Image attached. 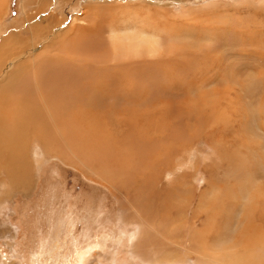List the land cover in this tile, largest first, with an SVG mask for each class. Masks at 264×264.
Instances as JSON below:
<instances>
[{
	"label": "rangeland",
	"instance_id": "obj_1",
	"mask_svg": "<svg viewBox=\"0 0 264 264\" xmlns=\"http://www.w3.org/2000/svg\"><path fill=\"white\" fill-rule=\"evenodd\" d=\"M46 1L44 8L37 0H6L0 41L13 34L29 39L26 20L38 22L56 11L54 0ZM84 2L77 7L66 2L71 9L56 11L65 19L58 16L36 49L86 11ZM90 5L116 26L124 18L119 10L136 11L138 19L147 15L167 45V56L147 70L148 120L128 114L145 131L138 135L145 141V160L115 162L122 165L117 180L112 178L115 189L107 174L99 180L54 155L44 157L30 141L32 190L13 192L0 172V264H79V255L91 246L98 247L97 255L89 252L83 264H143L126 253L135 226L121 221L135 209L152 216L148 224L172 241L165 247L176 248L167 253L176 262L167 264H264V0H92ZM108 102L99 112L126 118V111ZM153 110L164 117L163 131L148 125ZM126 140L124 134L117 137L115 153ZM128 151H120L124 161L136 154ZM188 239L196 252L187 263L182 249ZM160 243L152 238L151 251Z\"/></svg>",
	"mask_w": 264,
	"mask_h": 264
},
{
	"label": "bare ground",
	"instance_id": "obj_2",
	"mask_svg": "<svg viewBox=\"0 0 264 264\" xmlns=\"http://www.w3.org/2000/svg\"><path fill=\"white\" fill-rule=\"evenodd\" d=\"M37 1L44 8L49 3L46 0ZM65 1L75 3V7L84 2L54 0L55 10L71 9ZM84 4L86 11L78 17H72L70 24L45 42L46 45L41 50L36 49L37 43L42 38L48 39L58 16L63 19L59 12L60 15H56V11L54 14H44V18L38 22L35 17L28 18L26 23L31 35L27 40L19 39L13 34L0 41V172L7 176L13 192L28 193L33 188V166L30 162L34 158L29 146L32 140L31 145L36 144L44 157L54 155L61 162H70L99 180L104 181V174H107L110 186L115 189L118 183L114 182L117 179L113 177L122 166L117 167L115 162L145 160V141L138 137L145 131H141L140 122L134 118L132 120L128 114H138L148 120L143 109L145 107L148 110L144 103L145 87L151 81L147 70L152 64L160 63L161 58L166 55L167 45L153 28L147 15L138 19L140 16L136 11L119 10V16L124 18L116 26L117 24L104 21L106 14L100 7L90 5L92 0H86ZM5 6L6 0H0V20L5 14ZM37 11V14L42 12ZM94 101L99 102V105L95 104L97 106L94 107ZM107 102L126 111V118L121 117V114L99 112L98 109ZM86 107L88 108L85 109ZM108 107L107 104L102 111ZM159 108L155 110L158 112ZM155 110L151 114L152 118L155 113V119L149 120L148 125L153 131L160 132L165 129L159 122L164 117L156 116ZM160 112L157 115H161ZM141 123L144 125V122ZM105 130L109 136L105 134ZM122 134L126 136L128 143H122L119 150H124L125 153L132 150L136 153L134 156H127L125 161L119 156L120 151L115 153L114 148L116 143L119 144L117 137ZM95 162H100L101 165ZM100 169H104L102 171L105 173L99 175ZM123 179L128 181V178ZM151 217L137 209L131 210L129 214H122L121 221L126 222L127 226H135L136 231L133 239H129L132 243L126 253L143 264L176 262L174 257L167 254L176 248L165 247V243H173L159 228L148 224ZM146 228L151 229V235L146 233ZM152 238L159 240L165 250L159 252L162 249L160 246L158 250L151 251ZM188 242V247L182 249L187 263L190 262L187 260L188 255L192 251L196 252L192 240L188 239ZM97 249L98 247L91 246L82 252L79 264L88 260L89 252L92 256L95 253L97 255Z\"/></svg>",
	"mask_w": 264,
	"mask_h": 264
}]
</instances>
